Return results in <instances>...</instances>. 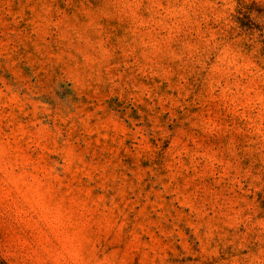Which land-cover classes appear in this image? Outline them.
<instances>
[{"label":"clouds","instance_id":"9594fccd","mask_svg":"<svg viewBox=\"0 0 264 264\" xmlns=\"http://www.w3.org/2000/svg\"><path fill=\"white\" fill-rule=\"evenodd\" d=\"M0 264H264V0H0Z\"/></svg>","mask_w":264,"mask_h":264}]
</instances>
